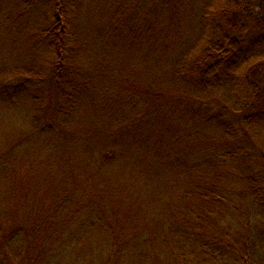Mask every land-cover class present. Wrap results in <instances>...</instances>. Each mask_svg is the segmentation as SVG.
Segmentation results:
<instances>
[{
  "label": "trees",
  "instance_id": "1",
  "mask_svg": "<svg viewBox=\"0 0 264 264\" xmlns=\"http://www.w3.org/2000/svg\"><path fill=\"white\" fill-rule=\"evenodd\" d=\"M258 5L20 0L0 264H264Z\"/></svg>",
  "mask_w": 264,
  "mask_h": 264
},
{
  "label": "rangeland",
  "instance_id": "2",
  "mask_svg": "<svg viewBox=\"0 0 264 264\" xmlns=\"http://www.w3.org/2000/svg\"><path fill=\"white\" fill-rule=\"evenodd\" d=\"M19 3L20 0H0V39H1L0 41L1 42L8 41V43H10L11 36L14 34L15 36H17L16 34L20 32L18 28L20 26V23L18 22L20 18V13L18 12L20 10V8L18 7ZM262 3L264 4V0H258L259 5L257 7V10L260 9L262 10V12H264V7L260 6V4ZM9 118H11L12 122L15 123L13 127L19 129V125L16 123L17 121L13 119L12 115H10V117L8 116L3 118V120L10 121ZM10 127L11 125H8L0 130L7 132L10 129ZM5 138H6V134L0 132V142L5 141L4 140Z\"/></svg>",
  "mask_w": 264,
  "mask_h": 264
}]
</instances>
